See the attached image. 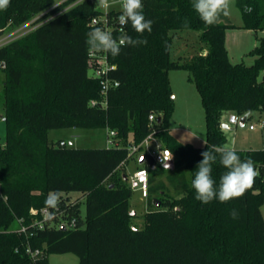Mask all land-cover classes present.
<instances>
[{
    "label": "trees",
    "instance_id": "16d2710c",
    "mask_svg": "<svg viewBox=\"0 0 264 264\" xmlns=\"http://www.w3.org/2000/svg\"><path fill=\"white\" fill-rule=\"evenodd\" d=\"M192 2L143 0L146 19L154 21L153 31L143 34L147 45L123 47L116 57L109 54L116 65L112 77L119 85L110 90L102 107L90 104L100 99L101 84L88 74L86 44L91 19L101 13L97 0H65L57 5L55 0H11L7 10L0 11V36L47 9L48 16L56 13L0 46V69L6 74L0 264H48L47 255L52 253H74L79 264H264V149H235L242 160L252 158L260 172L243 197L203 204L191 186L200 153L213 145L225 146V118L236 114L245 124L252 110L264 111V75L259 79L264 71V37L253 51V63H232L224 41L231 24L218 21L206 26ZM236 4L242 27L264 30V0H236ZM245 6L253 11L245 12ZM120 13L116 8L110 11L114 16ZM180 30L199 31L206 51L171 59L165 42L172 45ZM125 32L138 36L130 26ZM177 68L188 70L201 96L206 120L202 146L181 143L170 133L174 101L168 72ZM72 127L114 129L122 145L61 146L63 139L49 138L52 129ZM153 128L171 150L174 167L168 185H155L150 171L149 195L161 189L163 196L138 228L133 225L129 174L122 173L113 183L106 180L129 159L128 146L140 143ZM141 165L138 161L136 168ZM224 171L219 163L213 165V178L218 182ZM71 192H80L82 200H71ZM52 194L59 197L56 208L45 204ZM43 207L50 209V227L29 237L10 230L18 219L31 223L35 218L31 209ZM233 208L239 213L236 220L230 215ZM73 219L76 227L61 229L63 222ZM28 244L45 256L28 255Z\"/></svg>",
    "mask_w": 264,
    "mask_h": 264
},
{
    "label": "rangeland",
    "instance_id": "374dc122",
    "mask_svg": "<svg viewBox=\"0 0 264 264\" xmlns=\"http://www.w3.org/2000/svg\"><path fill=\"white\" fill-rule=\"evenodd\" d=\"M65 0H55V5ZM115 2V0H110ZM113 8H120V3L111 4ZM49 9L35 15L32 19L19 27H8L0 36V46L9 41L18 38L36 26L44 23L55 14L48 16ZM218 21L231 24L224 33L225 46L227 48L232 63L251 64L255 61L256 54L253 52L256 45L260 43V39L264 37V30L254 31L242 27L243 19L241 11L234 0V7L231 9L229 17L221 16ZM200 41V32L196 30H180L174 33L172 41L171 59L179 60L180 58L188 59L189 56L202 51H206V47ZM205 49V50H204ZM189 72L185 68L170 69L168 72L170 85L172 88V96L174 101V111L169 120V128L171 135L179 142L184 144H192L202 146L205 142L206 120L205 113L201 101V96L195 84L189 79ZM264 75V71L260 73L259 79ZM6 74L0 69V145L5 143L6 125L4 121V98L3 84ZM264 121V111L254 109L249 114V119L244 125L228 124L229 128H223L226 137L225 146L232 149H264V128L260 127V123ZM250 124L255 125V129L249 127ZM107 128L81 129V128H58L49 132V138L54 142L64 139L67 146L73 147H104L106 146ZM138 162V156L135 155L121 164L120 168L114 175L106 180V183H113L115 180L120 181L122 173L130 174L135 170ZM154 175V184L159 186L162 183L169 184L168 175L171 169L166 171L162 165L155 170H151ZM63 196L66 194H62ZM71 200H82L80 192H71L68 194ZM163 196L161 189H155L149 197L144 198L140 192L133 191L130 199L131 211H134L133 225L138 228L144 225V214L150 210L157 208L154 200L159 201ZM82 212L85 213V205H82ZM264 216V205L262 206ZM10 230H16L18 224L15 223ZM48 264H79V258L74 253H52L47 255Z\"/></svg>",
    "mask_w": 264,
    "mask_h": 264
},
{
    "label": "clouds",
    "instance_id": "9594fccd",
    "mask_svg": "<svg viewBox=\"0 0 264 264\" xmlns=\"http://www.w3.org/2000/svg\"><path fill=\"white\" fill-rule=\"evenodd\" d=\"M11 0H0V11H6ZM96 5L101 8L111 7L110 0H97ZM121 13L117 17L119 24L118 37H114L102 27H95V19L92 20L91 30L86 34V44L89 53H109L116 57L123 47H137L147 45L146 38H142L145 31H153L154 21L146 19L143 0H120ZM234 7V0H193L192 8L198 14L200 20L206 26H212L218 22L221 16L229 17ZM244 11L251 13V6H245ZM53 19V18H51ZM131 27L137 38H133L125 32ZM185 27H188L185 20ZM165 51L171 53L172 45L165 42ZM205 144V143H204ZM202 159L197 163L191 186L195 191V199L203 204L214 200L221 203L229 202L235 198L243 197L247 190L252 189L260 172L255 167L252 158L241 159L235 149L223 145H213L200 153ZM172 153L161 159L166 171L171 168ZM219 163L225 171L220 175L219 181L213 178V165ZM58 194H52L46 199L45 204L51 208L58 205ZM233 220L238 219L239 213L233 208L230 210ZM51 218V217H50Z\"/></svg>",
    "mask_w": 264,
    "mask_h": 264
},
{
    "label": "built area",
    "instance_id": "2783aa9c",
    "mask_svg": "<svg viewBox=\"0 0 264 264\" xmlns=\"http://www.w3.org/2000/svg\"><path fill=\"white\" fill-rule=\"evenodd\" d=\"M115 2L120 3V0H115ZM115 2H110L113 4ZM101 13L94 16L91 19H95L97 24L94 26L102 27L104 30L111 32L112 34H119V24L117 17L119 16L110 14V11L113 7L109 8H101ZM116 10H121V7ZM88 74L93 78H97L101 84V97L100 99H92L90 104L92 106H106L107 98L110 90L119 85V80L112 77V72L116 69V65L111 63L109 58V53H89L88 51ZM149 120H155V116L152 114L149 116ZM229 124H237L240 119L236 114H231L228 117ZM249 127L251 129L255 128L254 124H250ZM260 127L264 128V121L260 123ZM61 146L66 145L65 140H61L59 142ZM121 140L118 137L117 131L114 129H107L106 133V146L107 147H120ZM1 147V145H0ZM171 152V150L166 147L162 140L157 137V129L153 128L152 131L138 144H130L128 146L127 157L132 158L133 156H138V161L140 157L144 156V162L141 167L136 168L129 174V185L133 191H137L141 193V196L147 198L149 195V174L151 170H155L158 166L163 164L161 163V159L167 157ZM149 157L152 161L149 162ZM173 157V154H172ZM173 160V158L171 159ZM32 215L35 216L31 223L26 224L24 220L18 219V228L17 232L25 234L27 237L33 236L37 230L44 229L47 226H51L53 221L47 223L50 219V209L48 207H43L40 210L31 209ZM37 214H40L42 218H38ZM61 225L68 227H76L77 223L75 219L70 222H63ZM25 252L32 256H45L43 250L39 248H32L30 244H28L25 248Z\"/></svg>",
    "mask_w": 264,
    "mask_h": 264
},
{
    "label": "water",
    "instance_id": "95a60500",
    "mask_svg": "<svg viewBox=\"0 0 264 264\" xmlns=\"http://www.w3.org/2000/svg\"><path fill=\"white\" fill-rule=\"evenodd\" d=\"M2 66H4V64H3ZM158 121H161V118H160V117L158 118ZM239 123H240V125H244V118H240ZM222 127H223V128H229V127H228V124H226V123H224V124L222 125ZM143 162H144V156L142 155V156L140 157V159H139V163H140V164H143ZM169 163H171V168H170V169H173V167H174V162H173V160L169 161ZM154 203H155L156 206H160V204H161V202H160V201H157V200H154ZM131 213H132V214H135L134 211H131ZM61 229H65V226L62 225V226H61Z\"/></svg>",
    "mask_w": 264,
    "mask_h": 264
},
{
    "label": "crops",
    "instance_id": "0c3cea01",
    "mask_svg": "<svg viewBox=\"0 0 264 264\" xmlns=\"http://www.w3.org/2000/svg\"><path fill=\"white\" fill-rule=\"evenodd\" d=\"M224 123L229 124L228 117L225 118ZM255 129V128H254ZM64 140V139H63Z\"/></svg>",
    "mask_w": 264,
    "mask_h": 264
}]
</instances>
